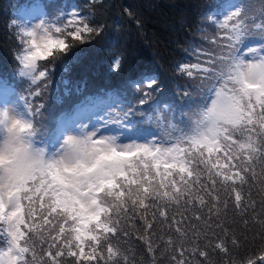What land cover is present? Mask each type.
I'll list each match as a JSON object with an SVG mask.
<instances>
[{"label": "snow or ice", "instance_id": "obj_1", "mask_svg": "<svg viewBox=\"0 0 264 264\" xmlns=\"http://www.w3.org/2000/svg\"><path fill=\"white\" fill-rule=\"evenodd\" d=\"M90 21L79 10L12 19L15 76L46 82L75 42L100 34ZM203 22L208 47L175 68L190 82L182 104H149L162 86L144 74L45 127L37 88L20 95L0 78V264H134L119 243L129 227L151 264H214L212 253L264 264V243L235 258L232 227L259 226L264 242V0H223Z\"/></svg>", "mask_w": 264, "mask_h": 264}, {"label": "trees", "instance_id": "obj_2", "mask_svg": "<svg viewBox=\"0 0 264 264\" xmlns=\"http://www.w3.org/2000/svg\"><path fill=\"white\" fill-rule=\"evenodd\" d=\"M37 2L47 19L59 15L60 12L55 13L56 7L66 13L79 10L82 14H90V22L99 25L102 31L85 43L75 42L68 54L49 67L46 82L30 85L27 80L21 81L15 76L19 44L9 24L14 18H21L22 9ZM222 2L99 0L93 4L92 0H0V78L14 83L20 95H27L29 87L37 88L40 95L35 97V103L43 106L39 123L45 127H51L62 114L90 104L107 92L123 90L128 81L144 74L155 75L162 86V91L156 93L149 104L155 101L182 104L186 98H182L178 89L188 87L190 82L177 75L175 68L178 63L194 62V48L208 47L201 38V29L206 27L203 18ZM239 2L258 8L262 0ZM117 58L121 69L114 72L112 65ZM136 95L134 89H127L128 99H135ZM148 107L144 105L145 109ZM253 195L256 196L255 189ZM232 219L230 213L229 221ZM135 224L139 226V220ZM232 227L241 242L240 249L233 253L238 260L257 251L264 243L258 234L261 232L259 226L250 223L246 229L237 218ZM127 230L129 235L119 241L121 247L131 249L130 258L134 255V264H151L144 242L136 238L137 229L129 227ZM212 259L214 264H225L227 258L212 253ZM159 264H169V261L160 258Z\"/></svg>", "mask_w": 264, "mask_h": 264}, {"label": "rangeland", "instance_id": "obj_3", "mask_svg": "<svg viewBox=\"0 0 264 264\" xmlns=\"http://www.w3.org/2000/svg\"><path fill=\"white\" fill-rule=\"evenodd\" d=\"M58 12L61 13V12H65V11H64V10H60L59 7H56V8H55V13H58ZM60 13H59V14H60ZM65 13H66V12H65ZM20 16H21V17H26V18H28V19H31L32 22H34V23H35V22H38V20L41 19V18H45V16H42V13H40V14H38V15H36V16H27V15H24V11H23V10L20 11Z\"/></svg>", "mask_w": 264, "mask_h": 264}]
</instances>
